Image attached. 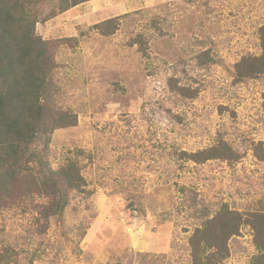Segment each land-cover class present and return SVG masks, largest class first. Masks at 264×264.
<instances>
[{"label":"rangeland","instance_id":"1","mask_svg":"<svg viewBox=\"0 0 264 264\" xmlns=\"http://www.w3.org/2000/svg\"><path fill=\"white\" fill-rule=\"evenodd\" d=\"M51 8L34 32L50 42V94L76 121L51 133L47 159L56 169L78 150L86 184L62 216L43 218L36 195L1 208L0 264H191L189 236L222 207L264 212V76L232 74L261 53L264 0ZM109 18L111 33L95 27ZM220 141L235 160L188 156ZM252 237L244 223L222 264H251Z\"/></svg>","mask_w":264,"mask_h":264},{"label":"trees","instance_id":"2","mask_svg":"<svg viewBox=\"0 0 264 264\" xmlns=\"http://www.w3.org/2000/svg\"><path fill=\"white\" fill-rule=\"evenodd\" d=\"M46 1L52 3L45 14L49 18L86 0H0V209L20 205L22 197L36 195L42 198L37 206L43 218L62 216L70 191H81L86 184L78 150L65 157L56 169L47 159L51 133L73 125L76 116L61 109L50 94L55 66L50 42L34 32L41 14L39 8ZM36 4L33 12L31 6ZM117 19H106L95 27L111 33ZM257 32L261 53L244 55L234 63L235 82L264 76V23ZM235 155L226 142L220 141L188 156L195 162H204L235 160ZM17 182L23 183L21 192ZM244 223L252 229V243L257 250L251 264H264V212L242 218L239 212L225 206L189 236L191 264H222L230 254L228 239L237 235ZM44 230L43 227L40 233ZM1 254L0 261L8 262L10 255Z\"/></svg>","mask_w":264,"mask_h":264}]
</instances>
